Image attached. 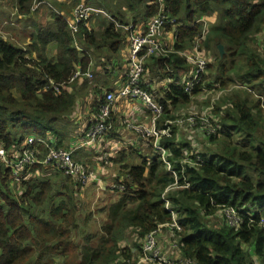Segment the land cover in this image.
Returning <instances> with one entry per match:
<instances>
[{"label": "trees", "instance_id": "obj_1", "mask_svg": "<svg viewBox=\"0 0 264 264\" xmlns=\"http://www.w3.org/2000/svg\"><path fill=\"white\" fill-rule=\"evenodd\" d=\"M15 1V15L25 18L43 0ZM49 2L52 21L33 24L26 48L0 35V146L5 150L17 148L30 135L61 136L51 122L74 110L76 96L69 88L75 79L71 78L77 70L87 71L89 49L105 44L115 49L126 39L116 23L134 25L136 13L149 21L162 10L176 21V27L165 29L174 30L173 52L148 59L157 67L158 81L170 80L155 90L146 87L164 108L158 128L179 116L174 111L213 86L237 84L242 89L223 97L212 110L220 130L204 135L217 144V150L200 153L173 126L170 136L159 140L165 160L149 139L148 156H141L137 165L121 164L115 182L122 178L125 190L112 189L120 196L109 206L103 236L94 247L90 236L81 246L70 237L77 227L80 184L50 174L57 181L50 177L22 181L24 191L17 197L9 171L0 164V264H56V260L58 264H138L146 236L171 223L173 216L180 230L163 227L155 234L170 259H190L194 264H264V0H73L70 6ZM83 2L105 8L97 17L109 22L98 37L91 26L80 27L75 36L68 27L71 10ZM123 6L132 13L131 21L121 13ZM209 16L215 19L208 25L201 49L210 60L199 84L187 93L182 85L187 62L178 51L192 46L200 35L197 20ZM51 43L55 58L47 56ZM219 44L225 47L222 57ZM48 80L60 86L58 93L44 90ZM253 93L259 97L253 99ZM165 162L171 165L170 171ZM44 170L39 167V172ZM225 207L237 209L242 218L238 227L229 225L224 214L219 216L221 223L210 224V218ZM35 209L41 211L34 214ZM175 241L176 250L171 247Z\"/></svg>", "mask_w": 264, "mask_h": 264}, {"label": "built area", "instance_id": "obj_2", "mask_svg": "<svg viewBox=\"0 0 264 264\" xmlns=\"http://www.w3.org/2000/svg\"><path fill=\"white\" fill-rule=\"evenodd\" d=\"M41 4H45L42 1L36 2L32 10L38 9ZM101 14L100 9L93 8L84 3L78 4L72 11V17L68 19V27L73 36H75L80 27H89V23L94 16ZM215 19L212 17H201L196 23H201L200 35L193 42L190 48L183 51H178L180 55L184 57L186 62L190 64V69L183 73L182 85L184 90L189 93L195 85H198L201 81L203 74L206 73V66L210 58L208 54H205L201 49V43L205 38L208 25ZM116 23L115 21H113ZM175 19L166 16L162 13V10L157 13L156 17L151 18L145 24L133 25L116 23L117 28H120L126 33V39L128 40L127 52L125 55L124 72L122 75L121 86L116 90L103 92L98 100L97 110L95 114L87 121V127L81 135L78 136L75 144L70 148L59 147L53 144L50 138H42L35 135H30L20 143L17 148H11L5 150L3 146H0V164L9 171V179L11 184L22 183L28 178V175L39 174V167L46 170H54L63 173L65 176L72 179V181L80 184L81 190L87 185L90 179H94L96 172L94 169L86 165L85 163L77 160V151L83 148L92 147L96 145L97 159L96 161L101 166L110 165L112 156V148L110 144H104L102 139L112 135L113 123L111 122V114L114 110L115 104L123 99L125 101H140L145 108L150 112L151 118L148 122H136L134 120H122L121 125L128 131H131L144 138L146 140L153 139V148L161 153L162 158L166 151L162 148L159 140L163 137H169L173 126L183 127L189 131L195 132V128L203 130L205 135H215L219 131V126L206 127L203 118L198 114L181 115L174 120H165L162 126L157 127V122L160 116L163 114L164 108L160 102L154 100L152 95L146 89L151 88V82L147 79L146 63L149 58L166 56L173 52V31L166 32L167 26H175ZM192 26V25H190ZM167 40V42L164 41ZM78 47V46H77ZM79 49V47L77 48ZM89 68V67H88ZM85 76L88 80L92 78V73L87 70L81 74L79 70L75 72L71 81ZM166 83H169V79H163ZM149 81V82H148ZM160 81V80H159ZM158 81V82H159ZM153 85V84H152ZM158 87H160L158 85ZM53 89L55 92L60 91V86L54 81L48 80L44 86V90ZM114 141L113 139H108ZM110 145L112 148L105 152V146ZM103 146V148H102ZM101 147V148H100ZM43 148V150H42ZM187 157L181 160V167L187 162ZM166 163L167 169L171 170V165ZM37 169L33 173H30L31 169ZM122 179V178H121ZM112 183L111 189H117L119 192L125 190V186L122 184V180ZM119 180V179H118ZM170 189V188H169ZM169 189H166L168 191ZM221 214L227 218L229 225L238 227L242 218L236 208L225 207L222 209ZM172 222L161 225L159 229L146 236L143 245V252L141 260L138 264H143L147 261L154 262L156 264H194L190 259L172 258L162 252L160 242L156 239L155 234L161 231V228L165 227L168 231H179L174 216ZM171 247L177 249V241L171 244Z\"/></svg>", "mask_w": 264, "mask_h": 264}, {"label": "crops", "instance_id": "obj_3", "mask_svg": "<svg viewBox=\"0 0 264 264\" xmlns=\"http://www.w3.org/2000/svg\"><path fill=\"white\" fill-rule=\"evenodd\" d=\"M70 1V0H69ZM40 7H44L43 5H40ZM69 18V16H67ZM147 22V21H146ZM144 22L143 24H145ZM9 24V25H8ZM8 26L5 27L7 31H12L14 33H18V27H16V24L13 22V20H10V23L3 22L1 26ZM12 26V27H10ZM93 30L95 31V27H93ZM6 33V32H3ZM7 34V33H6ZM97 35V34H96ZM11 36V35H10ZM4 37V36H3ZM8 37H4V39H7ZM114 43V41H113ZM110 44V42H109ZM55 49L54 44L51 43V46ZM128 47V40L124 39L121 40L117 47L115 49L111 48L110 45L105 44L100 50H94L89 49L90 51V65L87 70H90L92 73V80H88L85 76H80L76 78L72 83L71 87L69 88V91L75 94V105L74 110L76 107H82L81 111L76 110L66 117L68 119L69 117H77L79 118V121H82L83 128L82 132L85 131L87 127V121L90 119L91 116H93L96 111L98 100L100 95L103 92L111 91V90H117L121 86L122 82V75L124 72V64H125V55L127 52ZM97 51L103 53V54H97ZM29 55V54H26ZM48 55V54H47ZM97 55V56H96ZM30 56L34 57V54L32 53ZM48 58L49 57L48 55ZM148 65V74L151 84V89L155 90L158 89V85L161 87L162 84L166 83L165 80L158 81V77L154 74L155 70L157 72V67L152 61L147 62ZM102 67V68H100ZM114 75L116 78L114 80H110V76ZM113 78V77H111ZM93 80H95V84L92 85ZM149 82V81H148ZM153 84V85H152ZM90 85V86H89ZM87 86V88H86ZM139 102V103H138ZM138 103V104H137ZM82 104V106L80 105ZM151 114L150 112L145 108V106L138 100V101H125L123 99L119 100L114 107V110L111 114V122L113 123V130L112 135L109 137V135L102 139L103 143L110 144L114 148H112V158H111V164L108 166H101V164H98L96 161L97 159V150L92 148H83L77 151V160L85 163L89 167L95 170L96 175L94 176V179H90V181L87 183V185L84 187L83 190L80 191V193L77 195L78 199V211L77 213H80L81 206L83 203L84 208L88 209L96 207V214L97 216H102L103 221L98 224V227H91V231H87V226L80 227L79 225V219L77 220V227L75 228V231L80 232H86V237H91V243L92 244H98V240L103 236L101 227L107 222V213L109 206L113 203L117 202L120 196L119 192H116L110 188V185L114 183L115 179L118 176V171L120 169L121 164L124 165L128 164V161H125L126 154L132 152V155L135 152L140 153L137 154V156H146L148 154V144L146 143V139L141 138L140 136L136 135L135 133L126 130L123 125H121V121L124 119L126 120H134L136 122H148L150 120ZM80 134H76L75 137H78ZM181 137V136H180ZM51 141H53V144L57 146H62L66 148L72 147L75 142L72 145L64 144L61 141V138L58 136L57 138L49 137ZM113 139L114 141L108 140ZM189 141L190 139L187 138ZM190 142V141H189ZM192 144V142H190ZM128 153H125L124 150L129 149ZM146 152L145 154H143ZM122 156V160L124 162H117L116 158L117 156ZM133 159V158H132ZM132 159H130L131 164H133ZM121 171V170H120ZM108 193V195H107ZM89 195L90 198H92L91 201H89L86 198V195ZM84 236L83 243L86 239ZM81 238V237H80ZM95 241V242H94ZM165 247H168L166 241H165Z\"/></svg>", "mask_w": 264, "mask_h": 264}, {"label": "rangeland", "instance_id": "obj_4", "mask_svg": "<svg viewBox=\"0 0 264 264\" xmlns=\"http://www.w3.org/2000/svg\"><path fill=\"white\" fill-rule=\"evenodd\" d=\"M49 1L54 2L55 0H43L42 2L45 3L44 7H41V8L39 7L40 9L38 8L39 10L36 9L37 11L34 10V12L31 11V13L29 15L25 16V18H19L18 16L15 15L16 14V1L15 0H0V35H2L4 37H8L7 39L12 44L16 45L17 47H20L23 49L26 48V46L30 42L29 36H30L31 32L33 31V28H32L33 24H44L45 22H49L50 20L52 21V11H50L47 7L49 6V8H52L53 5ZM57 1L62 3L64 6H70L73 0H70V1L69 0H57ZM83 3L88 5V6H91L93 8H96V7H94L90 4H87L85 2H83ZM73 9L71 10V12L73 11ZM97 9H100L101 12L105 11V8L98 7ZM121 13L127 18V20L129 19L128 21L132 20V18H131L132 13L128 10V8L126 6H123L121 8ZM66 14H68V13L66 12ZM134 18H135V15H134ZM134 18H133V21L136 20V24H134V25H141L144 22H146V20L142 19L143 17L141 14L136 13V18L135 19ZM10 20H13V22L16 24V27H18L16 29H18L19 34L17 32L13 34L12 31H7L5 27H8V26H5V25L1 26L3 22L10 23ZM103 21H105V24L103 23ZM108 22H109L108 19H106V18L102 19V18H99L95 15L94 18L89 23V26L95 27V34H97L96 36L98 37V35L103 31L106 23H108ZM10 27H12V26H10ZM3 32H6L7 34L3 33ZM263 38H264V34H263ZM164 41L167 42L166 39H164ZM258 42H259V40H258ZM49 45L51 46V44H49ZM46 51H47V54L49 55V57L55 58V54H56L55 49L48 46ZM224 51H225V47H224ZM97 54H103V53L97 51ZM34 57H35V55H34ZM208 58H210L209 55H208ZM186 67L189 70L190 64L187 63ZM212 67H215V66H212ZM100 68H102V67H100ZM146 73L148 76L147 79L149 80L150 74H148V69H146ZM111 77H113V78H111ZM115 78L116 77L114 75L110 76V80H114ZM92 79L93 78H91L90 80H92ZM160 81H163V80H160ZM206 81H209V79L207 78ZM94 84H95V80H93V82H92V85H94ZM236 85L237 84H229L225 88H220V89H218L217 87L214 88V86H213V88H211V90L203 91L202 93L199 94V96L197 98L195 97L187 105L180 107L179 109L174 111V114L179 115L178 118L182 114L185 116L192 115V114H198L200 117L203 118V121H204L206 127L213 126V125H215V119L217 118V116L212 114L213 108L217 107V104L226 95H229L236 90L242 89L241 86L238 87ZM86 88H87V86H86ZM253 94L254 95H251V97L253 99H256L259 97L257 94H255V93H253ZM80 105L82 106V104H80ZM221 106H224V104H221ZM81 108L82 107L77 106L75 109L76 112H78V110L81 111ZM78 119L79 118H77V117H75V118L69 117L68 119H66V118L60 119L59 118V119H56L55 121L51 122V127L56 132L60 133L61 141L64 144L72 145L78 139V137H75V135L78 133L80 135L82 134V128H83L84 124H82V121H79L80 119L79 120ZM123 127H124V125H123ZM195 129H196V131L192 132V131H189L188 129H185L183 127H179V129H177V131L179 133V137L182 136L185 140H187V138L190 139L189 141L192 142V146L194 148L199 149L200 153L205 152L206 150H208V151L209 150H213V151L217 150V147H218L217 144L215 145L213 142L209 141V139H208L209 137H207L203 134V132H202L203 130L199 129L198 127ZM49 136H52L54 138L58 137L55 134H51V133L49 134ZM236 139L238 140L237 137L235 138V140ZM92 147H94L96 150L98 148L96 145H93ZM92 147H88V148H92ZM102 148H103V146H102ZM104 148L106 149V151L104 150L102 152H105L107 155H109L108 151H110L112 147L110 145H107ZM130 149L131 148L124 150L125 153H128ZM139 153H140V150H139V152H135L133 155H132V152L126 154L125 161L127 160L128 164L130 165L131 164L130 159L133 158L132 159L133 164H135V165L139 164L140 161L142 160V159H140V156L139 157L137 156V154H139ZM145 153L146 152H144L143 154H145ZM110 155L113 156V154H110ZM116 161L117 162H120V161L124 162L122 160V156H119V155L117 156ZM110 164H111V160H110ZM44 171H45L44 173L40 172L38 175L37 174L30 175L29 174L28 177H31V178H28L25 181H36V180L42 179L43 177H46V178L50 177L51 181H57L56 178L53 177V175H55L56 173L61 175L59 177L60 179H62L63 176H65L63 173H60V172L54 171V170H46L45 169ZM50 174H53V175H50ZM118 175H121V173H119V171H118ZM59 181H61V180H59ZM22 183H19V184L18 183H16V184L10 183V185L13 188L15 195L17 197H19L22 194V192L24 191L23 190L24 185ZM107 195H108V193H107ZM86 198L89 201L92 200V198H90V196L88 194L86 195ZM40 211H41L40 209H35L34 214H37ZM220 214L221 213H217V215H215L213 218H210V224H215L214 222L221 223L222 218L219 217V216H221ZM77 217L79 219L80 227L86 228V226H87V228H86L87 231H91L90 230L91 227H98V224H100L103 221L102 216H97L96 207H94V208L89 207L88 209H86V208H84L83 203L81 206L80 213L77 215ZM86 232H80L79 233V231H75V228H74V229H72V232L70 233V237L77 245L81 246L82 244L85 243V241L83 243V238H84V236L85 237L87 236ZM91 246L94 247V246H96V244L91 243ZM254 260H255V258H254ZM59 262H60L59 260H56V264H58Z\"/></svg>", "mask_w": 264, "mask_h": 264}, {"label": "water", "instance_id": "obj_5", "mask_svg": "<svg viewBox=\"0 0 264 264\" xmlns=\"http://www.w3.org/2000/svg\"><path fill=\"white\" fill-rule=\"evenodd\" d=\"M217 49H218V52H219V54L221 55V57L224 55L223 53H224V45H222V44H219V46L217 47Z\"/></svg>", "mask_w": 264, "mask_h": 264}]
</instances>
